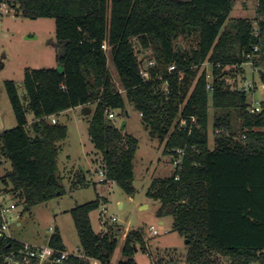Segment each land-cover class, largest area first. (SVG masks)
<instances>
[{"label":"trees","instance_id":"1","mask_svg":"<svg viewBox=\"0 0 264 264\" xmlns=\"http://www.w3.org/2000/svg\"><path fill=\"white\" fill-rule=\"evenodd\" d=\"M11 4L17 15L54 18L59 46V67L25 70L23 97L17 82H4L17 125L0 131V163L1 157L10 162L3 177L19 201L30 209L66 193L59 173V143L68 129L60 121L53 123L51 116L77 106L92 109L86 116L88 133L102 154V182H115L134 195L139 139L106 114L107 108L123 113L130 103L142 113L141 122L150 135L164 143L172 162L180 155L178 149L184 152L170 174L152 179L146 194L159 202V216L173 217L174 229L187 240V253L182 259L177 250H166L153 256L154 264H264V101L262 110L252 113L249 93L240 89L248 55L257 54L258 66L264 65V0H257L254 19L236 18L228 24L233 0ZM136 41L140 50L152 52L148 57L155 60L152 81L141 75ZM105 42L122 91L109 69ZM256 45L259 51L254 50ZM205 62L210 63L212 91L201 67ZM172 63L178 70L170 74ZM260 74L264 83V71ZM157 75L169 83V94L160 89L164 80ZM83 185L79 172L71 189ZM103 202L107 198L98 195L69 212L82 252L111 264L122 230L114 221L107 231L94 229L90 213ZM51 243L66 249L58 229ZM138 246L147 250L144 234L130 230L123 246L126 259L118 264H138L133 258ZM71 261L91 264L74 256Z\"/></svg>","mask_w":264,"mask_h":264},{"label":"rangeland","instance_id":"2","mask_svg":"<svg viewBox=\"0 0 264 264\" xmlns=\"http://www.w3.org/2000/svg\"><path fill=\"white\" fill-rule=\"evenodd\" d=\"M256 9L257 0H233V9L226 24L236 18L254 19ZM135 47L141 59L151 56L150 50H140L137 41ZM58 55L59 46L56 40L54 18L32 19L17 15L16 12L3 16L0 23V131L17 125L4 87L5 80L17 82L20 96L23 97L25 70L43 67L57 68L59 67ZM108 56L109 69L121 88L109 52ZM258 68L259 73H253L251 67L246 68L244 75L245 80H254L259 87L262 84L260 72L264 71V65ZM242 76V73H239V77ZM249 100L255 104L262 103L264 91L257 88L249 93ZM83 107L71 108L63 114L69 117V120L67 119L68 135L59 143L61 145L59 173L63 178L66 193L46 203L25 209L22 218L19 219L22 225L18 227L13 224L11 228L13 236L31 243L45 244L52 234L49 227L54 226L59 230L66 248L74 252L79 251L81 250L80 239L69 209L77 204L93 200L100 194L107 198V202L90 213L94 229L102 231L111 221L110 224L115 222L122 230L118 235V244L111 264H118L119 261L126 259L123 246L127 233L133 229H141L146 239L147 250L138 246V250L133 255L138 263L154 264V255L170 249L177 250L180 257L184 259L187 253L186 239L174 229L171 215H158L159 202L146 194L154 177L168 175L174 169L171 155L164 152V143L150 135L141 122L140 114L130 103L127 104L126 111L123 113L121 110H115L116 117L112 119L113 122L139 139V148L134 160L136 193L127 194L115 182L101 181L103 178L100 167L102 155H98L100 152H97L90 139L89 123ZM32 119L33 114L29 113V122ZM210 146H214L213 134H210ZM1 158L0 174L4 175L11 169V165L5 157ZM79 172L86 174V185L71 189V184L78 178ZM95 182H97V189ZM100 213L105 219L104 224H101L99 219ZM152 228L158 229L159 233L154 235Z\"/></svg>","mask_w":264,"mask_h":264},{"label":"built area","instance_id":"3","mask_svg":"<svg viewBox=\"0 0 264 264\" xmlns=\"http://www.w3.org/2000/svg\"><path fill=\"white\" fill-rule=\"evenodd\" d=\"M14 0H2L0 2V23L2 22L3 16L15 13V7L12 6L11 2ZM257 22L254 23V26L257 30ZM104 50L108 53L110 47L107 42L103 44ZM255 51H259V47L256 45L254 47ZM258 55H248V59L244 62L243 71L245 69L251 67L252 72L259 73V66L257 64ZM155 65L154 59L149 58H140V69L141 75L146 81H152L153 75L151 72V68ZM203 69L207 71V89L209 91L213 90V85L211 82V70L210 63L205 62L201 66ZM169 73H173L178 70V66L176 63H172L169 65ZM155 78H159L164 80V76L157 75ZM246 77L240 83V89L247 91L248 93L254 92L257 88H260L264 91V83L258 87L257 83L253 81L245 80ZM158 89L159 87H155ZM160 89L166 94L170 93L169 83L167 80H164ZM122 91V88H119ZM248 109L252 113L260 112L262 110V103H253L249 102ZM106 114L110 119L116 117L115 111L106 109ZM63 114L53 115L51 116V121L53 123H57L60 121V118ZM142 115V113H140ZM1 120V119H0ZM192 120L195 121V117H192ZM181 124L185 125L187 120L185 117L181 118ZM242 138H245V135H242ZM178 153L180 154L173 160L174 166L178 165L182 160L183 149H178ZM102 180L105 178L104 171H101ZM176 178H179L177 176ZM27 210V206L24 203H21L17 198L13 187L7 184L6 179L3 175L0 174V264H75L71 261V257H79L83 259L90 260L91 264H103L99 259L86 256L82 250L79 251H70L67 248L62 249L57 246H54L51 243V236L56 231L54 226H50L49 229L52 231V234L45 244H36L31 243L25 240L17 239L13 236L11 232V228L13 224L15 226H21L22 223L19 219L22 218L24 210ZM101 223H105V219L102 217ZM152 233L154 235L158 234L159 231L156 228H152Z\"/></svg>","mask_w":264,"mask_h":264},{"label":"crops","instance_id":"4","mask_svg":"<svg viewBox=\"0 0 264 264\" xmlns=\"http://www.w3.org/2000/svg\"><path fill=\"white\" fill-rule=\"evenodd\" d=\"M77 107H81V106H77ZM68 111V110H67ZM67 111H66V113H67ZM68 120H69V117H68ZM67 123H68V121H67ZM96 149V148H95ZM97 152H99V151H97ZM96 152V153H97ZM98 154V153H97ZM98 155H102L101 153H99ZM97 159V158H96ZM102 162H101V165H100V167H102ZM102 169V168H101ZM83 178H84V180H85V183L87 182L86 180H87V176H86V174L85 173H83ZM95 187H96V189H97V182H95ZM99 196H101V197H105V196H103V195H100V194H98ZM103 204H106L105 202H103L102 203V205ZM102 214L100 213V217H99V219L101 220L102 219V216H101ZM107 220V219H106ZM102 222V221H101ZM110 222L111 221H109L108 223H107V226H106V228H104V230H102V231H107V228L109 227L108 225L110 224ZM102 224V223H101ZM106 225V224H105ZM138 264H140V263H138Z\"/></svg>","mask_w":264,"mask_h":264},{"label":"water","instance_id":"5","mask_svg":"<svg viewBox=\"0 0 264 264\" xmlns=\"http://www.w3.org/2000/svg\"><path fill=\"white\" fill-rule=\"evenodd\" d=\"M91 111H92V109L90 107H88V106L83 107V112L85 115H89L91 113ZM67 119H68L67 115H62V117L60 118V122L62 124H67ZM186 242H187V240H186Z\"/></svg>","mask_w":264,"mask_h":264}]
</instances>
